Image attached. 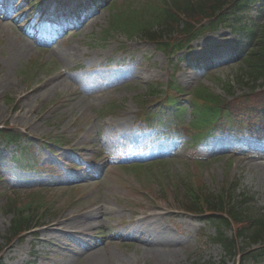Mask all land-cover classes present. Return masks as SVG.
I'll use <instances>...</instances> for the list:
<instances>
[{"label": "rangeland", "instance_id": "1", "mask_svg": "<svg viewBox=\"0 0 264 264\" xmlns=\"http://www.w3.org/2000/svg\"><path fill=\"white\" fill-rule=\"evenodd\" d=\"M131 1L136 5L143 0ZM36 8L33 7L27 17L22 16L21 11L13 20L18 21L16 23L0 21V124L8 122L36 136L65 140L56 153L44 156L48 161L59 162L64 171L52 184L44 180L37 182L50 185L36 189L21 186L15 192L21 198L34 189L45 192L62 218L70 216L73 208L77 211L84 205L87 210H93L88 219L81 215L72 220V224L84 225L82 233L87 235L70 242L55 233L51 240V235L46 237L51 244L41 241L34 245L27 239L14 245L5 255L7 264H23L34 252L38 255L34 264H188L190 258L198 257L218 261L220 247L205 242L196 233L203 223L185 214H167L177 205L170 192L171 179L190 174L197 168L205 188L217 192L224 181L229 183L236 178L240 184L237 191L252 195L255 208H264V130L256 128L244 140V146H235L233 136L224 135L218 138L215 147L213 143L199 148L179 147L175 143L169 158L157 162L156 166L144 164L146 173H155L154 176L139 178L123 162L160 156L151 146L140 147L139 137L146 138V134L137 130L142 124L138 116L148 97L147 84L169 79L171 64L153 44L143 39L129 40L121 33L104 38L103 29L111 14L108 5L95 8L93 18L64 45L55 49L41 47L35 39L32 41L23 35L24 28L34 30ZM256 11L264 12V5H251L245 18ZM235 37L223 27L212 34L211 46L205 47L203 40L194 44L190 57H199V63L206 65L218 52L229 56L230 47L233 49L231 40ZM221 42L226 44L223 48L215 47ZM107 60L111 62L102 66ZM235 74L233 60L217 62L205 71L188 67L187 60H183L178 63L175 77L186 87L202 83L225 96L221 84L227 80L232 81L235 93L248 90L247 85L235 82ZM73 75L83 84L70 82L68 76ZM62 78L65 81H61ZM46 82L55 84V88L40 89ZM32 87L35 89L32 93L20 98ZM107 105H112L113 109L100 115L98 110ZM249 117L243 120L247 129ZM256 125L263 126V123L258 120ZM250 145L253 146L249 149ZM223 146L230 150L224 151ZM52 154L55 160L50 157ZM4 174L0 171V240L10 218L3 212L2 205L12 190L9 189L12 181ZM191 175L194 176V172ZM160 191L170 199H160ZM157 205L168 211L160 209L163 214H157ZM142 215L146 217L141 218ZM136 227L146 230L160 243L173 242V245L146 249L131 238L116 237L117 232L132 235ZM203 231L214 234V226L206 225ZM80 241L87 245L102 244L83 253Z\"/></svg>", "mask_w": 264, "mask_h": 264}, {"label": "trees", "instance_id": "2", "mask_svg": "<svg viewBox=\"0 0 264 264\" xmlns=\"http://www.w3.org/2000/svg\"><path fill=\"white\" fill-rule=\"evenodd\" d=\"M246 2L247 0H169V5L166 3L160 6L148 4L138 9L123 11L126 14L121 13L113 21V25L127 32L155 39L160 34L157 36V31L153 30L154 24L163 25V28L169 23L175 26L181 24L180 32L183 35L192 36L195 34L197 24H200V28H215L220 21L224 20V11L229 3H232L231 7L237 3L239 9H242ZM157 8L159 9L156 11ZM205 19H208L207 23H203ZM239 28L247 30L253 39L252 47L242 59V71L254 78L261 77L264 80V24L256 29L246 25ZM172 30H175L174 26ZM158 31L162 32V30ZM170 34L175 36L178 33L170 32ZM176 39L179 38L176 37ZM183 42L180 40L178 47H181ZM168 88L174 92L165 93L163 108L168 112V116L180 118L185 113L181 105L184 99L175 93L183 89L175 86L174 83H169ZM155 90L151 91L153 95H159V92H162ZM189 102L190 123L195 129V133L191 135L194 141L206 138L212 130L220 126H230V123L235 121L238 115L242 116L248 108L262 109L261 99L225 101L203 88L194 91ZM158 112L154 111L146 115L152 119L161 120L160 111ZM1 133L10 142L16 140L13 133L6 134L5 131ZM237 184L234 181L216 194L206 193L200 191L199 187H193L190 200L185 207L196 213L206 212V218L218 224L216 234L209 239L220 244L223 256L219 263L195 260L190 264H228L229 259H235L237 256L238 264H251V261L254 264L264 263V214L260 210H252L249 196L241 194L240 198H237L238 194L235 193ZM222 227L232 229V234L227 236Z\"/></svg>", "mask_w": 264, "mask_h": 264}, {"label": "bare ground", "instance_id": "3", "mask_svg": "<svg viewBox=\"0 0 264 264\" xmlns=\"http://www.w3.org/2000/svg\"><path fill=\"white\" fill-rule=\"evenodd\" d=\"M69 81L72 82V83H75V78L73 77H68ZM60 81V80H59ZM61 81H65L64 78L61 79ZM47 86H50L51 88H47ZM40 89H43V90H52L55 88V84L53 85H50L48 84L47 82L46 83H43L42 85L39 86ZM102 206V205H100ZM157 211L160 210V206H156L155 208ZM93 209L91 210H87L86 209V206H81L77 211L73 212L74 215H82L85 219H88L89 218V214L91 213ZM157 214H160L162 215L163 213L159 211V213ZM152 215H150L148 218H150ZM146 216H144L145 218ZM72 220L73 219H70L68 220V222H71L72 223ZM59 226V224L56 225V228L57 229ZM62 227L64 228H68L67 230H75V232H80L79 229H77V227H69L68 224L66 222L63 223ZM137 233H138V238L136 240V243H139V244H142V247L143 248H146L148 249L149 247H153V246H156V245H159V246H168V247H171V245H173V242H159V241H156L154 239H152V236L151 235H148L146 230L144 229H140L139 227H137ZM120 236V233H118ZM98 247H100V245L96 246V244H93L92 246H88L85 251L86 252H89V251H92L93 249H97ZM159 250V249H158Z\"/></svg>", "mask_w": 264, "mask_h": 264}]
</instances>
